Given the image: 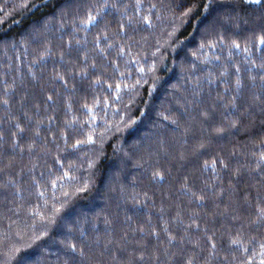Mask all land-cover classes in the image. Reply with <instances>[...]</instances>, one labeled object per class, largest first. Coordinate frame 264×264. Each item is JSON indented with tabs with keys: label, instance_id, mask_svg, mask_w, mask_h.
<instances>
[{
	"label": "trees",
	"instance_id": "obj_1",
	"mask_svg": "<svg viewBox=\"0 0 264 264\" xmlns=\"http://www.w3.org/2000/svg\"><path fill=\"white\" fill-rule=\"evenodd\" d=\"M262 37L246 0H0V264H261Z\"/></svg>",
	"mask_w": 264,
	"mask_h": 264
},
{
	"label": "snow or ice",
	"instance_id": "obj_2",
	"mask_svg": "<svg viewBox=\"0 0 264 264\" xmlns=\"http://www.w3.org/2000/svg\"><path fill=\"white\" fill-rule=\"evenodd\" d=\"M246 3L251 4V5H259V6H261V7H264V0H246ZM104 7H107V5L105 4ZM153 7H154V6H153ZM189 11H191V9H189ZM184 14L187 15L188 13L186 12V13H184ZM94 19H95V17H93V16H91V15L89 16V22H91V21L94 20ZM122 27H123V26H122ZM233 43L235 44V42H233ZM259 43L262 44V45H264V37H262V38L260 39ZM235 46H236L237 48H239V45H238V44H236ZM245 51H247V49H245ZM262 67H264V65H262ZM262 79H264V77H262ZM236 86H237V88L241 87V84H240V81H239V80H237V82H236ZM110 87H111V85H110ZM116 87L119 88V85H116ZM49 99H51V97H49ZM253 100H254V102H255L256 100H259L261 104H264V98H255V97H254ZM262 110H264V109H262ZM235 124H236L235 121L231 122V126H232V127H234ZM224 131H226V129L223 128V127H220V128H217V129H216V132H217V133H223ZM89 140H91V137H89ZM78 143H79V141H78ZM261 159L264 160V153L261 154ZM213 163H215V162H213ZM221 163H223V161H221ZM225 166H226V165H225ZM258 219H261L262 222H264V208L260 209V216H258ZM105 222L108 223L109 221H107V219H106ZM169 239L171 240L172 237H169ZM209 239H210V238H209ZM232 243H233V244H236L237 241L233 240ZM212 247L215 248V245L213 244ZM68 248L70 249V251H71L73 254H77V255H79L80 257H83V256H84V249H83V248H81V249L79 250L78 253H77V246H76L75 244H69V245H68ZM262 248H264V245H262ZM14 251H18V250H14ZM140 259L143 260V257L141 256ZM126 264H135V261H129V262H126ZM187 264H192V261L189 260V261L187 262ZM261 264H264V261H261Z\"/></svg>",
	"mask_w": 264,
	"mask_h": 264
}]
</instances>
